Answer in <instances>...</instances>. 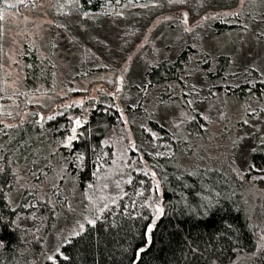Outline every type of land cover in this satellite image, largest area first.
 <instances>
[{"label": "rangeland", "instance_id": "obj_1", "mask_svg": "<svg viewBox=\"0 0 264 264\" xmlns=\"http://www.w3.org/2000/svg\"><path fill=\"white\" fill-rule=\"evenodd\" d=\"M212 3L215 5L209 12L211 15L204 20L203 14H193L187 5L180 9L169 5L152 9L126 4L76 18L55 15L52 0H0V87L4 100L1 99L0 122L5 128L27 123H38L44 128L49 122L63 118L69 122L72 132L75 122L82 120L86 111L97 110L103 96L123 112V125L112 131L118 143L114 158L87 188L80 187L77 174L71 169L73 156L66 153L71 150V145L66 146L71 133L61 137L57 131L51 139L44 140L47 135L40 131L29 162L24 157L23 163L14 167L17 178L13 196L29 191L55 210V224L43 251L45 257H52L75 228L93 221L94 215L122 191L124 181L134 169L142 166L152 170L147 156L154 158L157 151L148 142L147 135L150 138L158 135L152 132L149 121L159 123L175 141L179 137L186 139L183 156L188 152L190 155L181 160V165L227 167L240 176L250 172L251 152L254 146L264 143V100L242 105L224 93L214 91V95H207L199 60L203 54L212 59L227 55L233 64L232 74L253 70L264 80V0H214ZM228 20L244 29L217 35L215 24ZM189 48L198 51L189 70L194 77L198 103L193 98L189 100L205 118L209 136L206 142L201 138L194 142L185 134V123L192 115L185 109V103L169 101L161 106L151 92L145 91L146 74L152 67L165 60L175 61ZM29 50L54 67L55 79L52 89L30 94L29 105L25 107L20 99L30 91L25 59ZM119 77L123 79V90L111 97ZM173 90L174 96H178L177 87ZM246 108L247 115L243 112ZM241 125L245 130L242 136ZM46 129L48 133L53 127L46 126ZM86 134L80 132L78 141ZM239 136L244 146L235 150L233 146ZM153 169L160 194L161 177ZM252 182L253 186L245 192L247 204L251 210L261 209L264 215V185ZM23 209L16 222L18 227L26 229L39 222L37 206L27 205ZM258 237L264 242V226L259 228ZM43 258L33 264H44Z\"/></svg>", "mask_w": 264, "mask_h": 264}, {"label": "trees", "instance_id": "obj_2", "mask_svg": "<svg viewBox=\"0 0 264 264\" xmlns=\"http://www.w3.org/2000/svg\"><path fill=\"white\" fill-rule=\"evenodd\" d=\"M212 1L52 0V7L57 16L83 18L102 13L107 7L126 4L134 8L146 5L152 9L167 5L180 9L187 5L193 14H203L206 20L215 5ZM230 21L215 24L217 35L244 29L240 24L233 26ZM197 54L198 51L189 48L175 61L165 60L152 67L146 74L145 91L151 92L161 106L169 101L185 103V109L192 114L185 123V134L194 142L197 138L206 142L209 136L206 135L205 118L191 106L193 102L198 103V92L193 89L194 77L189 74ZM25 59L27 84L32 90L20 99L21 105L26 107L30 94L52 89L55 69L41 61L35 51H27ZM199 63L207 95H214V91L224 93L242 105L264 100V80L258 72L248 70L232 74L233 64L227 55L212 59L203 54ZM221 83L227 86L219 85ZM174 87L180 91L178 96H174ZM1 93L2 88L0 105L4 101ZM247 110H243L245 115ZM88 114L70 144L71 150L66 152L73 156L71 169L83 189L95 182L102 168L110 166L118 144L112 131L123 125L120 106L105 96L97 110ZM62 119L51 121L44 128L38 123L5 128L0 122V264H33L41 256L44 264H264V242L258 237L259 228L264 226V215L259 208L251 210L245 198L246 190L253 186L252 180L264 185V143L254 146L250 172L244 176L236 175L227 167L183 166L181 160L190 155L188 152L183 156L186 139L179 137L175 141L170 132L155 121L148 124L158 137L147 135L148 142L157 151L156 157L147 156L152 170L132 167L134 171L124 181L122 191L94 215L93 221L75 228L52 257H45L43 251L55 224V210L48 203L38 201L37 195L29 191L13 196L17 178L14 167L26 158L29 162L40 133L47 135L44 140L51 139L57 131L61 137L70 133L72 136L69 122ZM46 126L57 130L46 133ZM80 132L88 134L78 141ZM244 132L241 125L240 136ZM240 136L234 143L235 150L244 146ZM153 168L161 177L160 194ZM14 200L17 203L14 204ZM27 205L38 207L40 219L32 227L23 229L16 222Z\"/></svg>", "mask_w": 264, "mask_h": 264}, {"label": "water", "instance_id": "obj_3", "mask_svg": "<svg viewBox=\"0 0 264 264\" xmlns=\"http://www.w3.org/2000/svg\"><path fill=\"white\" fill-rule=\"evenodd\" d=\"M117 85L118 86L116 88V91L113 94L115 96L118 95V94H120L122 92V90H123V88H122L123 87V79H122V77H119L117 79ZM38 115H39V122H42V116H41V114L38 113ZM86 120H87V118H83L82 120H79L81 122L80 125H77L76 123L74 124V128L76 129V132L75 133H72V136L76 137L77 130L80 129V128H82V126L86 122ZM74 140H75V138L72 141H74Z\"/></svg>", "mask_w": 264, "mask_h": 264}, {"label": "snow or ice", "instance_id": "obj_4", "mask_svg": "<svg viewBox=\"0 0 264 264\" xmlns=\"http://www.w3.org/2000/svg\"><path fill=\"white\" fill-rule=\"evenodd\" d=\"M0 19H2V17H0ZM52 118H53V117H49V119H52ZM75 123H76L77 125H80L81 122H80L79 120H77ZM72 131H73V133H75V132H76V129L73 128ZM74 138H75L74 136H70V137H68L69 144L66 145V146H70L71 141H72ZM81 159H82V157H81ZM158 211H162V209H158ZM90 223H91V221H90ZM149 232H151V227H149ZM140 251H143V249H141Z\"/></svg>", "mask_w": 264, "mask_h": 264}, {"label": "flooded vegetation", "instance_id": "obj_5", "mask_svg": "<svg viewBox=\"0 0 264 264\" xmlns=\"http://www.w3.org/2000/svg\"><path fill=\"white\" fill-rule=\"evenodd\" d=\"M110 96H111V97H115V95H113L112 93L110 94ZM88 113H89V112L86 111L85 114H84V117H83V118H87V117L89 116ZM83 118H82V119H83ZM72 128H74V127H72Z\"/></svg>", "mask_w": 264, "mask_h": 264}]
</instances>
